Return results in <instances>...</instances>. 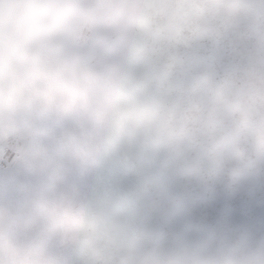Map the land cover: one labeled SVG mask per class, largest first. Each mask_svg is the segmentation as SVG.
<instances>
[{
	"label": "rangeland",
	"instance_id": "374dc122",
	"mask_svg": "<svg viewBox=\"0 0 264 264\" xmlns=\"http://www.w3.org/2000/svg\"><path fill=\"white\" fill-rule=\"evenodd\" d=\"M0 264H264V0H0Z\"/></svg>",
	"mask_w": 264,
	"mask_h": 264
}]
</instances>
